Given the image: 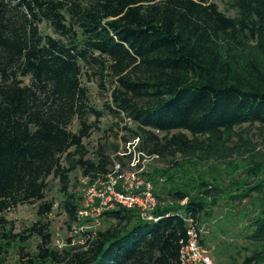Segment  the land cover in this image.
<instances>
[{"label":"trees","instance_id":"1","mask_svg":"<svg viewBox=\"0 0 264 264\" xmlns=\"http://www.w3.org/2000/svg\"><path fill=\"white\" fill-rule=\"evenodd\" d=\"M228 6L234 14L212 0H0V264L31 237L36 250L15 264H181L184 217L204 248L199 228L223 197L259 209L247 225L253 248L238 264H264V152L245 135L255 128L264 137V0ZM90 84L109 94L102 108ZM107 114L130 122L124 145L169 163L149 173L158 219L112 201L102 228L57 247L54 189L67 225L81 226L76 178L106 182L128 156L111 158L120 146L101 141L113 126L101 128ZM213 161L233 172L227 187L226 171L197 170ZM22 204L37 220L13 233L6 213Z\"/></svg>","mask_w":264,"mask_h":264},{"label":"rangeland","instance_id":"2","mask_svg":"<svg viewBox=\"0 0 264 264\" xmlns=\"http://www.w3.org/2000/svg\"><path fill=\"white\" fill-rule=\"evenodd\" d=\"M212 1L215 2L224 13L229 15L234 14V11L228 6L229 0ZM89 87L92 97L94 98L95 102H97V107L102 108L101 103L102 101H109V94L106 92L100 93L99 91H97L96 87L93 86V84H90ZM104 119L105 120L101 124L102 129H108L109 127H111L108 125H112L113 123L111 130L108 131L109 135L101 140L106 145L105 148L108 151H111V143H115L120 146L118 152H116L115 154H111V158L114 159L116 155H118L119 153L122 154L124 150H127L126 154H128L127 157L122 158L121 164L114 162L113 170H117L120 172L128 171L130 162H132L133 160L136 161L137 159V163L135 164L134 168L137 171L136 175L138 176V179L143 182L139 190H144L146 183H148L150 185V191L152 194V180L149 178V173L152 170L151 168H166L169 163L159 158L151 159L147 158L146 156H143L142 158L137 150H133L132 145H128V143H126L125 145L123 144L120 137H122V135L127 136L128 134V132L123 129V126L127 124V122L130 124V122L126 118L120 120L117 117H112L110 114H107ZM113 133H117V137H115ZM101 135V132L95 133L90 138V144L88 145V148L91 151L95 149V141L99 137H101ZM245 135L250 139L252 144L255 145V151L264 152V137H262L258 133L257 129L251 128L245 131ZM242 159L247 158L242 157ZM242 159H238L240 160L241 164L243 161ZM179 162H181V159H179ZM210 163L212 166L198 164L197 170L203 174H206L205 170H208L209 178L218 176V171H226L221 175L223 179L221 180V184L222 186L227 187V185L229 184V179L225 177L227 175L229 176L233 172L229 170L226 161L221 162L220 165L218 161H213ZM216 164L218 165V168L215 167ZM110 176L112 178L110 182H112L114 180V174H111ZM208 176L206 175V177ZM244 177L245 173L241 168H239L237 172H234V179L236 180V183H238V181L242 182ZM76 180V186L72 190L75 193L81 195L82 204L79 210L84 212L81 218L87 216L88 220L85 221L81 226L67 225L63 212H61V210H59L57 207V202L60 199V195L56 192V189H54L51 195L56 199L55 201H57L54 203V207H56V209L49 215L48 220H50L52 244L56 245L57 247H62L66 243L67 238H71L73 242L80 241L81 236L79 235V232L88 230L95 231L96 229L102 228L104 223L100 218V213L104 208H106L104 202L108 201V197L110 198L109 190H116L114 187L108 190L109 183L104 182L102 179L89 186H86L87 179L81 175H79ZM246 186L247 185H244V187ZM105 190H107V192H105ZM91 192L96 194L100 193V197L102 200L96 198L92 200V202H89L87 206L86 202L89 197L88 194ZM100 201L103 202L102 204H104L101 208L99 207ZM184 202L185 201H182L180 203L183 204ZM106 204L109 205V202H107ZM258 210L259 209L253 207L248 198L243 199L241 202H238L237 200L233 201V199H227L225 197L218 200V204L213 208V215L211 219H209L205 223H202L199 228V230L202 231L201 238L203 240V246L210 257L212 264H238L241 261L242 257L251 252L253 246L248 242L246 238L247 233H249L247 225L249 224L250 219L257 215ZM6 218L13 226V233L23 232L37 220V217L35 215V208L33 205L29 204H22L11 209L6 213ZM38 242V238L31 237L25 242V246H23V248L21 249L14 246L9 247V249H7V252L3 256V264H15L21 258L25 260V258H27L28 256L21 257L22 253L34 252L36 250Z\"/></svg>","mask_w":264,"mask_h":264},{"label":"built area","instance_id":"3","mask_svg":"<svg viewBox=\"0 0 264 264\" xmlns=\"http://www.w3.org/2000/svg\"><path fill=\"white\" fill-rule=\"evenodd\" d=\"M137 139H134V142H136ZM137 163L136 161L133 160L130 162L129 169L128 171L125 172H116L113 170L111 174H114L116 172V175L114 176V180L111 178V174H109L108 181L109 187L110 188H115L117 182L120 183V188L121 190H116L111 191L109 190V195L110 198L108 197L107 200L105 201L104 204L107 206V202H109V205L112 201H115L121 205H124L126 207H135L140 211L141 217L146 219V220H153L156 221L158 218L153 217L152 215V210L156 206V199L155 197L151 194L150 191V185L146 183L145 189L140 191V186L143 183L141 180L138 179L137 171L135 170L134 166ZM136 173H135V171ZM128 172V173H126ZM112 186V187H111ZM107 192V190H105ZM89 197L87 199L86 205L89 202H92L94 199H101L100 193H89ZM94 196V197H93ZM102 200V199H101ZM100 205L99 207L101 208L104 204L103 202H99ZM88 206V205H87ZM83 211L79 210L78 215L83 216ZM184 220L188 224V235L189 239L185 245L181 247L180 250V263L181 264H212V261L207 254L206 250L199 244L198 242V236L196 233V230L194 228V224L191 218L189 217H184Z\"/></svg>","mask_w":264,"mask_h":264}]
</instances>
